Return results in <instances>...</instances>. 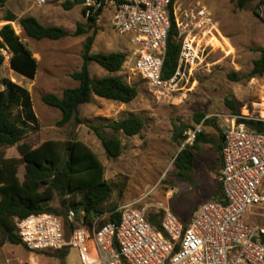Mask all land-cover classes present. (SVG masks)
<instances>
[{"label":"rangeland","instance_id":"obj_1","mask_svg":"<svg viewBox=\"0 0 264 264\" xmlns=\"http://www.w3.org/2000/svg\"><path fill=\"white\" fill-rule=\"evenodd\" d=\"M258 2L245 0V6L240 8L237 0L175 1L178 18L200 3L210 13L216 30L199 42L200 46L204 45L200 55L201 66L188 75L187 91L170 102H160L149 84L135 71L136 58L132 57L130 37L113 30L112 12L106 10L97 22L98 33L92 53L126 54L129 59L117 75L136 86L139 95L129 104L94 96L91 103L80 109L84 124L58 127L61 112L47 106L43 98L48 94L61 96L65 89L78 85L71 75L81 69L84 45L93 31L58 41L34 40L22 30V17L34 16L45 26L61 27L74 33L78 24L86 26L88 23L83 6L66 10L63 3L37 7L27 2L9 0L4 8L0 7V30L9 24L3 20V16L13 13L17 17L12 22L16 34L38 61L36 77L30 80L11 70L12 54L9 50L3 51L5 62L0 68V90L5 89V79L28 89L38 117V129L31 132L24 142L34 148L45 141L66 142L74 135L85 143L102 162L105 178L113 186L105 211L133 203L155 206L161 202L179 219H189L194 209L210 200L215 191L220 189V153L215 146L221 141L227 119L234 115L228 101L233 102L236 110L244 116L264 118V75L251 76L254 62L261 58V50L264 49V24L256 15ZM90 71L95 79L110 75L95 63L90 66ZM232 74L237 78H231ZM198 113L204 114L205 120H212L217 127L197 125L195 116ZM130 115L139 116L145 121V128L140 135L128 137L108 127ZM175 125L200 127L201 132L214 141V146L202 144L195 151L196 171L190 181L177 178L175 160L189 143L188 138L182 146L173 142ZM90 126H100L106 136L118 138L122 142L123 151L119 158L107 156ZM5 156L21 157L17 147L6 149ZM25 172V165L21 164L18 172L21 181L24 180ZM62 200L56 195L49 205L61 211V219L67 222L69 213L63 207ZM149 213L150 216L155 214L156 208L152 207ZM256 222L260 224L264 220ZM0 264H79V259L74 247L69 248L68 257L62 259L57 251L34 253L24 245H14L0 238Z\"/></svg>","mask_w":264,"mask_h":264},{"label":"built area","instance_id":"obj_2","mask_svg":"<svg viewBox=\"0 0 264 264\" xmlns=\"http://www.w3.org/2000/svg\"><path fill=\"white\" fill-rule=\"evenodd\" d=\"M17 1L46 7L68 0ZM175 1L86 0L83 4L86 18L99 11L112 12L113 30L130 37L135 71L160 102L176 100L187 91L188 75L201 66L204 45L199 42L216 30L210 13L200 3L180 18L175 13L179 64L175 74L165 78ZM256 15L264 24V0H259ZM250 120L264 118L239 113L227 119L222 129L223 167L218 175L223 199L202 203L189 225L164 203H133L118 208V222L102 223L101 217L77 221L76 213L70 211L68 221L76 225L73 230L54 214H33L15 219L17 234L34 253L74 247L79 264H264V222H256L264 220V132L251 129ZM200 132V127L190 130L187 143L193 144ZM152 207L156 208L153 215H161L162 230L149 220Z\"/></svg>","mask_w":264,"mask_h":264},{"label":"trees","instance_id":"obj_3","mask_svg":"<svg viewBox=\"0 0 264 264\" xmlns=\"http://www.w3.org/2000/svg\"><path fill=\"white\" fill-rule=\"evenodd\" d=\"M9 0H0V7L4 8ZM86 0H68L63 3L66 10L83 6ZM238 6L243 8L245 0H237ZM84 16H85V10ZM102 11L87 18V25L78 24L77 30L70 33L61 27L45 26L34 16H25L20 19V26L24 33L37 41H58L69 36L79 37L93 31L87 38L82 52L83 65L71 77L78 85L67 88L61 96L46 95L44 103L61 112L58 127L69 124L82 125L80 118L82 106L92 102L93 97L109 101L129 104L139 95L136 86L128 84L117 73L121 72L128 56L124 53L113 52L92 53L93 45L98 33L97 22ZM172 27L168 37L167 56L164 64V77H172L179 64L180 43L176 23L174 3L171 7ZM3 20L9 24L0 30V68L5 62L4 50L12 54L10 68L18 75L33 80L38 72V61L33 52L16 34L12 22L17 20L13 13H6ZM261 58L254 62L252 77L264 75V49ZM95 63L110 75L95 79L91 75L90 66ZM231 78H237L234 74ZM5 89L0 90V238L4 242L14 245H24L17 234L15 219H24L33 214L50 213L61 219V211L54 209L49 204L58 195L63 200V207L74 211L77 221L85 219L92 222L101 217L102 223L120 221L121 214L118 208L106 210L105 206L113 193L112 184L105 178V168L98 156L82 141L73 135L66 142L45 141L37 147L25 143L31 132L38 129V117L34 111L32 98L28 89L14 83L10 79L4 80ZM233 114L238 115L235 104L228 101ZM195 123L203 126L217 127L212 120H205V115L198 113ZM248 125L257 132H264V121L250 120ZM115 133H123L128 137L141 134L145 128V121L136 115L111 123L108 126ZM101 141L109 158L117 159L123 151L122 142L115 137H108L100 126H90ZM195 129L190 125H175L173 142L182 146L188 138L190 130ZM223 134L221 142L216 145L217 151L223 150ZM202 144H214L203 132L197 134L193 144H187L175 160L177 178L181 181H190L195 168V151ZM17 147L20 158H7L5 150ZM25 165L24 180L18 176L19 167ZM216 200L223 199V190L217 191ZM85 213L83 216L82 213ZM62 220V219H61ZM150 222L159 230L161 228V215H151ZM63 221V220H62ZM69 230L76 228L74 223L63 221ZM25 246V245H24ZM29 250V249H28ZM60 257L66 259L69 249L58 250ZM45 253V252H40Z\"/></svg>","mask_w":264,"mask_h":264},{"label":"crops","instance_id":"obj_4","mask_svg":"<svg viewBox=\"0 0 264 264\" xmlns=\"http://www.w3.org/2000/svg\"><path fill=\"white\" fill-rule=\"evenodd\" d=\"M102 15H104V13L102 14ZM221 142V141H220ZM209 145H211V144H209ZM214 146V145H213ZM216 148V147H215ZM217 150V149H216ZM219 152V151H218ZM220 153V152H219ZM219 167H220V171L222 170V167H223V161H222V157H221V153H220V165H219ZM194 168H196V154H195V163H194ZM195 171H196V169H195ZM220 173V172H219ZM219 182V181H218ZM220 184V183H219ZM221 186V185H220ZM219 190V189H218ZM218 190H216L215 191V193L212 195V197L210 198V200H212V199H214L215 198V196H216V194H217V191ZM206 202V201H205ZM204 203V202H203ZM199 207H197L196 209H194V211H193V213H192V215L190 216V218L189 219H187V220H182V219H180L183 223H185L186 225H189L190 224V222H191V220H192V217H193V215H194V213L196 212V210L198 209Z\"/></svg>","mask_w":264,"mask_h":264}]
</instances>
